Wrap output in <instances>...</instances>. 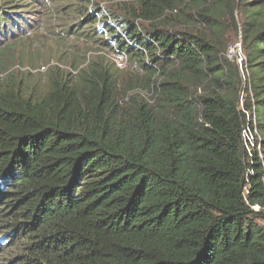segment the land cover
Here are the masks:
<instances>
[{
  "label": "trees",
  "instance_id": "obj_1",
  "mask_svg": "<svg viewBox=\"0 0 264 264\" xmlns=\"http://www.w3.org/2000/svg\"><path fill=\"white\" fill-rule=\"evenodd\" d=\"M260 221L264 0H0V264H264Z\"/></svg>",
  "mask_w": 264,
  "mask_h": 264
},
{
  "label": "rangeland",
  "instance_id": "obj_2",
  "mask_svg": "<svg viewBox=\"0 0 264 264\" xmlns=\"http://www.w3.org/2000/svg\"><path fill=\"white\" fill-rule=\"evenodd\" d=\"M102 6H106V5H110L113 2H115L116 0H100ZM229 1V0H226ZM230 1H234V3H236V0H230ZM230 12L227 10H224L222 15H221V19L224 25H241V10H237L235 11V19L233 21H231V17H230ZM234 22V23H233ZM226 36H228L229 38V45L228 47L231 45V43L237 41L239 39V36H237L235 29L233 30L230 27L226 28ZM118 61L122 62L121 67L124 68L126 66V61L125 59H123L122 57H117ZM51 64H57V62L55 60H52ZM27 70H29V68H27ZM31 71L33 73L37 72V70L31 69ZM40 71H44V68H41ZM260 223L264 226V221H260Z\"/></svg>",
  "mask_w": 264,
  "mask_h": 264
},
{
  "label": "built area",
  "instance_id": "obj_3",
  "mask_svg": "<svg viewBox=\"0 0 264 264\" xmlns=\"http://www.w3.org/2000/svg\"><path fill=\"white\" fill-rule=\"evenodd\" d=\"M227 58L235 63H237L242 72L247 71L246 56L243 50L242 37L239 35V39L228 47ZM118 65L121 67L122 62L118 61Z\"/></svg>",
  "mask_w": 264,
  "mask_h": 264
}]
</instances>
